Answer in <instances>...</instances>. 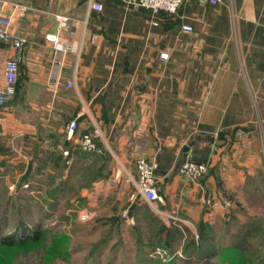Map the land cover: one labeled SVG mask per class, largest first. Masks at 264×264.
Returning a JSON list of instances; mask_svg holds the SVG:
<instances>
[{
	"label": "crops",
	"instance_id": "0c3cea01",
	"mask_svg": "<svg viewBox=\"0 0 264 264\" xmlns=\"http://www.w3.org/2000/svg\"><path fill=\"white\" fill-rule=\"evenodd\" d=\"M98 1L101 10L90 0H0L8 18L0 29L26 39L19 49L0 39V89L6 58L20 56L16 93L0 107V166L67 173L63 126L77 120L72 155L79 135L96 127L109 167L83 190L86 208L110 213L116 205L133 215L148 203L130 199L134 160L148 158L163 214L178 221L166 225L183 234L173 245L179 255L185 231L196 236L200 220L213 234L228 227L229 212L242 219L239 204L249 213L264 196V0H188L156 24L143 8ZM55 15L72 21L58 32ZM55 56L63 65L52 86ZM185 160L206 164L208 173L184 178ZM195 254L175 264H226Z\"/></svg>",
	"mask_w": 264,
	"mask_h": 264
},
{
	"label": "rangeland",
	"instance_id": "374dc122",
	"mask_svg": "<svg viewBox=\"0 0 264 264\" xmlns=\"http://www.w3.org/2000/svg\"><path fill=\"white\" fill-rule=\"evenodd\" d=\"M9 165L3 162L0 166V236L15 234L19 227L33 229L38 225L44 232L43 239L41 233L40 238L28 247L0 249V264H132L140 243L147 258L162 260L166 257L164 252L168 251V246L166 248L164 243L168 234H160L165 242L151 244L148 243L149 235L160 226L169 228L167 225L178 221L163 214L159 204H139L133 210L134 227L126 226L120 220V208L116 205L110 213L102 211L101 206L95 213L91 212L88 219L82 220L79 213L91 211L86 208L87 197L82 195L83 190L89 189L100 178L89 184L86 176L78 171L71 174L64 169L58 176L37 168L30 174L31 182L20 184L28 166L20 173ZM108 167V164L104 165L103 174ZM78 168L80 165L75 166V170ZM239 205L236 211L241 212L242 219L229 212L228 227L213 232L212 240L216 244L230 243L248 221L264 219V196L248 205L249 213L246 204ZM55 236L66 239L59 246L54 244Z\"/></svg>",
	"mask_w": 264,
	"mask_h": 264
},
{
	"label": "trees",
	"instance_id": "16d2710c",
	"mask_svg": "<svg viewBox=\"0 0 264 264\" xmlns=\"http://www.w3.org/2000/svg\"><path fill=\"white\" fill-rule=\"evenodd\" d=\"M162 14L164 16H168L165 13ZM72 146L73 143L71 140H67L63 144V148L65 149V151H67V154L64 155V150L62 151V154L65 157V161H69L67 170L68 172L73 174L74 171H78L79 173L83 174V176H86L88 183L90 181L93 182L104 175L102 173V168L106 164V160L101 158L100 154L102 150H99L98 152H84L78 150L72 155ZM72 156L73 160L71 162L70 159ZM105 156L107 157L106 153ZM76 165H80V168H78L77 170H75ZM31 170L32 166L29 165L25 176H23V178H21L20 180V184H24L27 181L31 182L30 174L33 171H36L37 167H35V169H33L32 171ZM62 172L63 169H59L56 173L58 174V176H60ZM207 173L208 170L201 176V178H203ZM46 175L48 176L47 173ZM201 178H199V180ZM60 179L62 181L63 178ZM160 227L161 228L157 229V231L149 235L148 243L151 244L153 242H165V240L160 237V234L166 232L168 234L166 242L164 243L166 245V248L168 246V251L164 252L166 257L162 260H153L152 258H147L146 252L141 248L142 243H140L137 248L135 260L132 262V264H175V260L177 258L183 256L190 257L194 255L195 252H197L195 255L200 256L201 258L204 257L205 259L216 256L226 264H264V219L259 220L255 218V220H251L245 223L233 236L231 242L226 245L216 244L212 240L213 234L212 232H210V226L203 220H200L198 222L196 236L189 231H185L186 235L184 237L179 255L175 253L173 245L178 239L183 236V234H181L178 229H175L173 227ZM29 228L30 227H19L15 229V234L7 233L4 236H0V249L11 250L28 247V245L34 243L40 238L41 233L43 239L44 231H41L39 225L38 227L36 226L33 229ZM65 239V236H60L59 238L55 236L54 244L60 246Z\"/></svg>",
	"mask_w": 264,
	"mask_h": 264
},
{
	"label": "built area",
	"instance_id": "2783aa9c",
	"mask_svg": "<svg viewBox=\"0 0 264 264\" xmlns=\"http://www.w3.org/2000/svg\"><path fill=\"white\" fill-rule=\"evenodd\" d=\"M126 5H131L147 10L151 16L152 23L156 24L157 17L160 13H165L168 16L175 14L181 4L188 0H118ZM200 3L216 4L221 0H189ZM91 8L95 10H101L102 4L98 0H90ZM15 7V6H13ZM57 21L56 30L62 31L72 19L64 15H55ZM0 21L8 22V18L0 15ZM181 28L185 31H192L193 27L189 24H182ZM47 39L53 42H57L56 35L48 34ZM0 39L6 40L15 49L21 48L26 43V39L22 36H17L9 32L5 27L0 29ZM160 58L166 59L167 53H160ZM19 59L18 54H14L6 58L3 70V83L0 89V107L3 106L16 91V84L19 74ZM63 65L62 59L59 56L53 57L49 64L48 75L50 84L57 86L58 79L61 77V67ZM65 85L70 87L72 85L71 80H66ZM77 130V120L75 118L70 119L64 126L63 131L67 140L74 141L75 133ZM237 134H240L237 132ZM100 135L98 128L94 127L90 130L82 132L79 137L76 146L78 150L84 152H98L97 139ZM64 155L67 151H63ZM67 163H69L67 161ZM134 167L136 171L134 180V193L131 194L130 199L133 201L137 196L141 197L144 201L150 204L163 203V197L158 192L155 186V179L153 174V163L148 158L143 156H137L134 160ZM208 170V166L204 163L194 162L191 160H185L178 168V173L188 180H198ZM91 216V212H80L79 217L82 220H86ZM121 220L126 226L134 227L136 221L133 216L129 215L128 211L121 213Z\"/></svg>",
	"mask_w": 264,
	"mask_h": 264
}]
</instances>
